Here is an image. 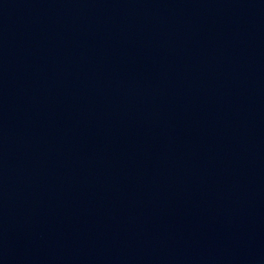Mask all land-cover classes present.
Instances as JSON below:
<instances>
[{"label": "water", "instance_id": "1", "mask_svg": "<svg viewBox=\"0 0 264 264\" xmlns=\"http://www.w3.org/2000/svg\"><path fill=\"white\" fill-rule=\"evenodd\" d=\"M0 264H264V0H0Z\"/></svg>", "mask_w": 264, "mask_h": 264}]
</instances>
